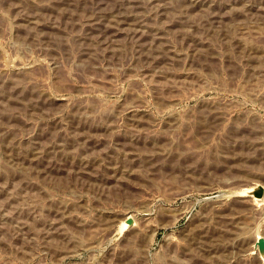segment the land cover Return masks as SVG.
I'll list each match as a JSON object with an SVG mask.
<instances>
[{
  "label": "rangeland",
  "instance_id": "374dc122",
  "mask_svg": "<svg viewBox=\"0 0 264 264\" xmlns=\"http://www.w3.org/2000/svg\"><path fill=\"white\" fill-rule=\"evenodd\" d=\"M259 236L264 0H0V264H264Z\"/></svg>",
  "mask_w": 264,
  "mask_h": 264
},
{
  "label": "water",
  "instance_id": "95a60500",
  "mask_svg": "<svg viewBox=\"0 0 264 264\" xmlns=\"http://www.w3.org/2000/svg\"><path fill=\"white\" fill-rule=\"evenodd\" d=\"M253 195L256 198L262 197V195H263V189H262V187L259 186L257 188H254L253 189ZM126 222H127L128 225H131L133 223V218L132 217L127 218L126 219ZM256 243L258 244L259 248L264 247V238L263 237L258 238L257 241H256Z\"/></svg>",
  "mask_w": 264,
  "mask_h": 264
},
{
  "label": "bare ground",
  "instance_id": "6f19581e",
  "mask_svg": "<svg viewBox=\"0 0 264 264\" xmlns=\"http://www.w3.org/2000/svg\"><path fill=\"white\" fill-rule=\"evenodd\" d=\"M124 225V224H123ZM128 226V224H127V222H126V220H125V225L123 226L124 228L123 229H125L126 227ZM260 237V236H259ZM262 255H261V259L264 261V247H262Z\"/></svg>",
  "mask_w": 264,
  "mask_h": 264
}]
</instances>
